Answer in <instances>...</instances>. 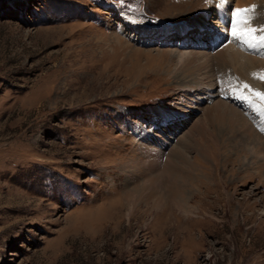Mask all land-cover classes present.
<instances>
[{
  "label": "rangeland",
  "instance_id": "374dc122",
  "mask_svg": "<svg viewBox=\"0 0 264 264\" xmlns=\"http://www.w3.org/2000/svg\"><path fill=\"white\" fill-rule=\"evenodd\" d=\"M188 1L0 0V264H264V85L232 60L263 57L215 38L239 0ZM151 147L188 158L199 215L139 203L129 225Z\"/></svg>",
  "mask_w": 264,
  "mask_h": 264
},
{
  "label": "bare ground",
  "instance_id": "6f19581e",
  "mask_svg": "<svg viewBox=\"0 0 264 264\" xmlns=\"http://www.w3.org/2000/svg\"><path fill=\"white\" fill-rule=\"evenodd\" d=\"M194 1H197V0H190L188 2H194ZM232 1L233 0H224V2L222 3V5L224 6L223 8H225V10H227V8L231 7L232 6ZM244 2H245L244 0H239L235 4V6H233V11H232L233 18H231V20L233 19V22L228 19L227 24H226L228 26H225V24H224L223 20L225 19V16L222 13L220 14V16L222 17V19H220L221 21L218 20V19L216 21H214V23L216 25L219 23L218 25H220L222 32H226L227 33L225 35H224V33H221V35L217 34V35H215V38L218 41L221 38H225V37L233 39L232 36L234 35L236 37V39L243 40L245 37H248V35H250V38H251L250 46L251 47L254 46L253 47V48H255L254 49V53L255 52L259 53L263 58H259V57L255 56V55L246 56V55H244L246 53L241 55L237 51L236 54H235V57H233V59H232L233 62H234L233 66L235 67L234 69H236L235 71L238 72L237 75H238L239 79H242V82H246L247 85H248V84L258 83L257 81H259L260 83H262L261 85H264L263 84V82H264V73H263V71H264V62L262 61V60H264V42H260V39L264 40V32L263 31L261 32L262 36H259L260 34L256 36L257 32L252 27V23L250 21L251 15H249L248 9H247V7H246ZM249 2L250 3H254L252 0H249ZM180 5H178V8H180ZM230 13H231V11H230ZM230 22H231V24L235 23L236 26L232 29L233 33L231 32L232 34L229 36L228 28L230 26H232V25L229 24ZM234 31H235V33H234ZM240 34H242L245 37H241L242 35L239 36ZM218 41H216L214 47L218 46L217 45ZM209 43L211 45H213V42L210 41ZM202 45H205V44H202ZM230 46H232V44ZM221 50H219V51H221ZM200 53H201V55H205V53L200 52V51L196 52V53H193V54L199 55ZM249 62L251 64H254V66L248 65ZM258 66L261 67L260 69L262 70V72H257L256 68ZM193 81H195V83H193ZM198 81H199V78L196 79V77H192V80L190 81L191 86L196 87L198 85ZM252 90H253V88H252ZM253 93H255V92H253ZM214 99L211 98L210 100H214ZM230 113L238 115V114L235 113L233 108L231 109ZM219 116L220 115H218V117ZM220 118H222V117H220ZM227 119H228V117H227ZM258 135H259V136H257V137H259V139H257L258 142L257 141L254 142L255 140H253L249 136L250 138H247V140H248L247 144L249 143V139H250V141L254 142L255 148L252 149V150H254V151H252V153L254 154V157H259L260 158L261 156H258V153H259L260 150H262V147L264 146V142L260 141V138H262V136L259 133H258ZM243 149L245 151H247L246 143L243 145ZM234 150L238 151V149L236 148V149H232L231 152L228 151V153H232ZM158 151H159V154L154 149V147H151L150 149H148V151L145 152V156L147 158L146 160L149 161V163L151 165V166H149L147 164L144 167L145 171H144V174H142V176L145 178V180H144V182H143V184L141 186H139V187L134 186L131 189L127 190V192L125 193L126 201L131 203V207H130L129 211L126 214L127 218H128L127 220L129 221V225H131L132 218H135L137 216L139 217V215H142V216H148V214L152 215L151 213L148 212V209L145 210V208L141 212H138V213L136 212L135 214H133L135 209H136V206L139 205V203H146V204L149 203V204L152 205L151 206L152 208H157V209H160L162 211L164 209H166V208H169V209L177 211L179 213V215L184 214L187 217H190L191 215L195 216V215H199L200 214V213L195 212V210H197L198 208L196 206H193L191 204V201H192V198H194V197L198 198L199 192H201L202 190L201 191L199 190V191H197L195 193L192 192V194H188L189 192L186 189L187 188V186H186V184H187L186 177L187 176H184L183 178L180 179V173H182L181 169H183V168H180L178 166V162L180 160L188 161V158L187 157L184 158V156L176 150L173 155L167 156V158L165 160H161V157H160L161 151L160 150H158ZM172 151H174V150H172ZM213 151H214L213 149H207L203 153L204 154L203 156L206 157V158H211L214 161V163L216 165H218L219 164L218 156ZM239 156H240V154H239ZM174 158H177V160L174 159ZM263 161H264V155H263ZM133 163H134L133 161H130L129 163H127L124 166V169L127 170V172H131V171L133 172L135 170L134 169L135 167H134ZM192 164L195 165L194 163H192ZM138 175L141 176V174H138ZM188 178L193 179L192 175H189ZM179 181H180V183H179ZM198 189H199V187H198ZM167 211H168V209H167ZM160 214H162V213H160ZM172 215H173V213H172ZM208 215H210V214H208ZM207 216H205V217H207ZM154 219H155V217H154ZM208 219H211V216ZM178 220H180V219H178ZM203 221H204V219H203ZM201 222L197 221L196 225H198ZM179 224H180V222H179ZM180 226H181V224L177 225L176 227L180 228ZM181 238H183V239L185 238L183 233H182Z\"/></svg>",
  "mask_w": 264,
  "mask_h": 264
}]
</instances>
